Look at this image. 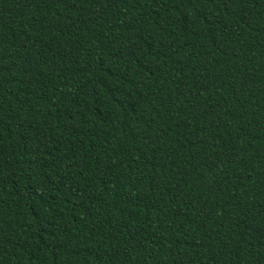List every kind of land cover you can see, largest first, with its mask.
<instances>
[{
	"label": "trees",
	"instance_id": "obj_1",
	"mask_svg": "<svg viewBox=\"0 0 264 264\" xmlns=\"http://www.w3.org/2000/svg\"><path fill=\"white\" fill-rule=\"evenodd\" d=\"M0 264H264V0H0Z\"/></svg>",
	"mask_w": 264,
	"mask_h": 264
}]
</instances>
